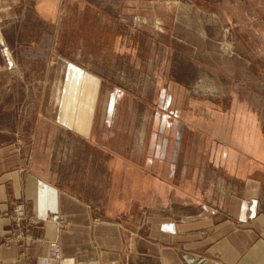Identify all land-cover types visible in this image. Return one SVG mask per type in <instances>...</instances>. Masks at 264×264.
<instances>
[{
	"label": "rangeland",
	"instance_id": "374dc122",
	"mask_svg": "<svg viewBox=\"0 0 264 264\" xmlns=\"http://www.w3.org/2000/svg\"><path fill=\"white\" fill-rule=\"evenodd\" d=\"M225 1L0 0V35L5 34L18 61H12L13 73L0 74V125L16 127L18 117H26L23 141L30 150L56 146L63 149V156L57 157L65 158L69 147L77 148L82 176L86 146L99 145L86 139L94 129L99 138H108L105 145L120 149L125 157L139 148L148 152L155 142L159 151L170 148L179 157L189 153L193 168L201 152L202 178L223 177L212 169L221 141L204 139L202 133L200 140L197 123L187 120L199 116L204 132L215 135L219 123L208 116H222L223 125H232L230 131L244 128L246 123L236 122V117L246 115L254 121V130L264 133V59L255 57V45L246 37L237 39L228 22H215ZM237 46L253 58H240ZM43 113L59 129L45 123L39 136ZM261 140L264 146L262 135ZM225 141L231 146L230 138ZM175 173L178 183L180 170ZM144 211L142 218L115 220L126 226L127 244L133 238L149 240L150 213ZM5 216L15 227L5 245L25 238L23 224L38 223L25 199L15 202ZM57 216L48 220L54 229L60 225ZM97 224L119 228L110 222ZM134 226L141 228L136 237ZM170 228L164 225L165 232ZM119 238L122 244V232L120 237L112 232L96 236V241L103 246ZM145 244L167 254L164 248ZM133 258L131 254L128 264ZM137 259L136 264L153 263L145 253Z\"/></svg>",
	"mask_w": 264,
	"mask_h": 264
},
{
	"label": "crops",
	"instance_id": "0c3cea01",
	"mask_svg": "<svg viewBox=\"0 0 264 264\" xmlns=\"http://www.w3.org/2000/svg\"><path fill=\"white\" fill-rule=\"evenodd\" d=\"M217 10L215 22H228L237 39L246 37L255 45V57L264 59V0H227ZM237 49L240 58H253L248 50ZM22 54L29 58L27 51ZM12 61L18 64L5 34L0 35V74L14 72ZM198 117L187 121L197 123L199 139L202 133L204 139L222 143L214 150L212 169L223 177L202 178L201 152L193 168L189 153L179 157L170 148L159 151L155 142L148 152L139 148L125 157L120 149L105 145L108 138H99L94 129L86 139L99 145L86 146L82 176L77 148L69 147L65 158L57 157L63 156V149L56 146L30 150L23 141L26 117L19 116L16 127L0 125V264H128L131 254L136 264L144 253L152 259L150 264H264V133L261 127V132L254 130V121L246 115L236 117L246 126L230 131L232 125H223L222 116L210 115L209 121H217L220 130L205 133ZM38 123H43L39 136L45 123L59 129L44 113ZM254 171L257 174H251ZM22 199L38 223L22 225L21 241L2 244L15 229L5 214ZM65 200L74 207L66 206ZM147 208L149 240L133 238L127 244L126 226L115 220L142 218ZM54 215L62 220L56 229L48 222ZM189 218L195 220L185 221ZM98 222L119 228H103ZM164 225L171 228L165 232ZM140 231L135 227L132 234L136 237ZM112 232L119 237L122 232V244L119 238L100 246L96 236ZM144 242L166 249L167 254Z\"/></svg>",
	"mask_w": 264,
	"mask_h": 264
},
{
	"label": "bare ground",
	"instance_id": "6f19581e",
	"mask_svg": "<svg viewBox=\"0 0 264 264\" xmlns=\"http://www.w3.org/2000/svg\"><path fill=\"white\" fill-rule=\"evenodd\" d=\"M19 210L22 211V209H19ZM20 214L22 215V212ZM56 218H58L57 215L53 216V219H56ZM18 221H21V220L19 219ZM59 223L60 225L62 224V221L60 219H59Z\"/></svg>",
	"mask_w": 264,
	"mask_h": 264
}]
</instances>
